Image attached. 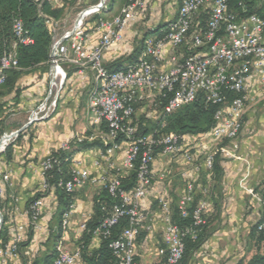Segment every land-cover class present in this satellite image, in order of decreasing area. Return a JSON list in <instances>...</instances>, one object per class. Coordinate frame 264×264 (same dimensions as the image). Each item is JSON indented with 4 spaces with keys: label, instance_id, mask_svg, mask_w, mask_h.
Instances as JSON below:
<instances>
[{
    "label": "built area",
    "instance_id": "built-area-1",
    "mask_svg": "<svg viewBox=\"0 0 264 264\" xmlns=\"http://www.w3.org/2000/svg\"><path fill=\"white\" fill-rule=\"evenodd\" d=\"M32 1L38 7L46 1L57 8L60 0ZM109 1L100 0L90 11L81 12L73 27L61 34H57L56 20L44 17L52 35L48 86L43 99L30 112L27 124L49 120L56 113L71 69L92 72L93 85L88 109L93 124L98 127L103 125L107 131L76 138L78 142L98 141L107 149L100 153L96 161L100 172L95 177L82 167L81 162L73 159L71 179L63 187L68 193L89 185L108 192L116 202L92 236L100 240L108 239L111 229L121 220H126L127 226L110 242L109 249L117 264H143L136 259L135 246L141 230H150L145 225L141 201L148 195L153 181L154 160L158 155H184L190 160V155L184 149L185 136L164 133L166 120L202 97L206 106L217 108L213 116L212 137L216 141L238 137L247 105L253 101L247 92L248 80L253 74H259L264 83V0H180L176 18L152 37L147 35L137 59L113 72L103 65L102 58L107 51L124 41L125 31L131 24L140 21L145 4L142 0H123L118 12L110 15L107 11ZM89 17H97L95 29L100 34L99 42L90 50L85 46L86 19ZM13 32L16 42L11 51L0 58V87L5 82L7 72L18 68L17 45L32 43L25 36L21 20H15ZM147 99H151L157 108L156 128L148 135L139 136L134 123L135 107ZM16 132L9 135L17 138ZM72 141L63 144L61 149L68 150ZM9 145L10 142L0 152H4ZM121 147L123 160L118 167L114 156ZM216 154L237 158L225 147H219L205 159L204 164L209 171L213 168ZM57 163L50 156L41 162V194L48 190L46 173ZM113 170L122 174L134 172V187L125 191L121 180L111 175ZM200 170L201 163L196 165V171ZM8 182L9 176L1 174L0 199ZM194 197L193 185L188 184L176 205L183 218L189 216ZM260 202L263 217L256 232L262 234L264 195ZM42 204L40 198L27 207L24 213L27 223L17 226L10 243L0 249V264H8L10 259L18 256L19 245L30 226L34 230L38 228ZM158 206L164 224L166 264H179L184 254L185 238L195 236V229L206 224L204 212L209 206L208 202H198L192 212L193 226L186 228L173 223L172 206L164 199L158 200ZM71 211L63 218L64 230L69 225ZM87 222L81 225L83 232L87 231ZM56 251L52 264H85L80 249L69 251L59 243Z\"/></svg>",
    "mask_w": 264,
    "mask_h": 264
},
{
    "label": "crops",
    "instance_id": "crops-1",
    "mask_svg": "<svg viewBox=\"0 0 264 264\" xmlns=\"http://www.w3.org/2000/svg\"><path fill=\"white\" fill-rule=\"evenodd\" d=\"M142 1L148 11L147 16L149 14L148 20L145 21L147 18L144 10L140 21L126 29L124 41L104 54L102 62L105 67L119 61H123V66L128 64L126 60L133 56L140 45V50L142 49V42L147 35L157 34L176 18L180 5V0ZM121 5L118 8L115 5L109 14H116ZM57 8L62 7L59 4ZM141 21H144L143 26L146 27L143 32L138 29ZM95 24L96 21L93 20L92 25L86 28L85 46L89 50L100 40ZM48 70V63L38 66L22 72L12 89L5 85L0 87L2 134L22 130L27 125L30 112L46 94ZM92 85V72L71 69L56 113L49 120L31 124L20 132V138L12 147L10 160L5 155L0 156V175L9 176L0 205L9 218L11 239L17 226L27 223L24 213L28 203L37 194H41V162L76 137L84 136L87 132H103L101 127L93 124L88 109ZM247 92L253 101L247 105L243 126L236 139L216 141L211 131L201 134V138L187 135L184 149L190 155V160L184 155L156 156L152 165L153 181L148 195L141 201L145 225L150 230L143 228L136 239L135 255L138 261L143 264H166L164 224L158 200L164 199L171 206H176L188 184L193 185L194 199L197 198L198 202L206 200L209 205L204 212L206 238L192 254L188 264H249L255 258H264V233L256 232L263 217L260 199L264 195V83L259 74L250 77ZM145 107L153 108L154 112L146 114L142 110ZM156 111L153 101L147 99L136 106L134 118L137 120L145 117L151 122ZM189 142H196L194 152H190L193 148H189ZM219 147H225L237 158L220 156V170L214 173L206 169L204 162ZM101 152L100 148L84 150L76 154L74 160L81 162L82 167L95 177L100 172L96 161ZM199 157L201 170L196 171L197 163L194 161ZM114 160L120 167L123 147L115 153ZM120 174L122 172L118 170L111 172L114 176ZM74 193L69 225L67 229H63L59 242L63 249L69 251H76L84 246L81 225L94 215V204L102 192L97 186L89 185ZM42 201L38 228L33 231L29 243L21 247L18 256L10 259L8 264H33L40 261L46 253L49 234L58 226L60 205L54 191L42 197ZM27 235L28 230L23 242L27 241ZM100 245L101 240L95 237L90 238L86 244L90 253L97 251ZM254 247L261 251L249 254Z\"/></svg>",
    "mask_w": 264,
    "mask_h": 264
},
{
    "label": "trees",
    "instance_id": "trees-1",
    "mask_svg": "<svg viewBox=\"0 0 264 264\" xmlns=\"http://www.w3.org/2000/svg\"><path fill=\"white\" fill-rule=\"evenodd\" d=\"M116 0H111L110 6L107 11H111ZM62 14V10L54 8L48 2L44 1L40 7L32 0H0V58L9 53L13 44L16 42V38L13 32V25L15 20L22 21L25 36L32 40L29 45L18 44L16 47V58L18 62V68L10 70L6 74V79L3 85L9 88H13L22 72L29 71L38 66L47 65L49 60L50 46L52 43V35L49 32L44 17H50L58 20ZM97 19V17L95 18ZM143 45V42H142ZM141 45L136 49L133 56L129 57L126 61L132 62L137 59L141 50ZM125 62V61H124ZM125 66V65H124ZM123 61L116 62L110 66H107L109 72H113L123 68ZM136 108V107H135ZM215 106H206L203 98H199L195 103L186 106L173 115L169 116L166 120V128L163 130L167 134H177L179 136H197L201 138V134L210 132L214 126V113L216 111ZM134 123L137 127V135L145 136L153 132L156 128V124L152 125L145 117L135 119ZM103 132H106L105 126H101ZM91 132H87L85 135L89 136ZM2 133L0 131V138ZM21 133L18 135L15 142L10 144L3 155L8 160L12 156V147L14 143L20 138ZM93 148H100L103 152L107 149L100 142H78L77 138L70 143L68 150L59 149L57 152L50 155L51 158L57 160V164L46 173V182L48 184V190L43 194H37L33 198L28 206L36 199H40L48 195L51 191H54L60 205V211L57 214V229L50 232L48 240L46 242L47 250L40 261H36L33 264H52L56 258L57 251L56 246L61 241L63 227L62 221L64 216L70 212L74 204V194L68 193L63 187L67 181L71 179V164L76 154ZM221 154H216L213 160L212 171L218 173L220 170ZM116 176V175H115ZM121 182L125 191H130L136 183V174L134 172L129 174H120L117 176ZM99 198L94 204V215L87 222V231L84 232L85 243L80 248L82 257L85 264H117V260L112 255L109 249V244L114 240L122 230L127 226L126 220H121L118 225L111 229V237L108 239L101 238V245L95 252H88L87 242L92 238V232L96 230L104 217L109 213V210L116 202L108 192L101 191ZM198 204V199L195 198L193 204L189 208V216L183 218L177 206H172V221L180 228H186L193 226L192 212ZM104 209V210H103ZM0 211L3 215L4 222L0 229V249L8 245L11 241L9 218L6 213L2 211L0 205ZM196 234L193 237H186L184 240V254L179 264H188L192 254L197 251L201 244L204 242L207 235V225L196 228ZM34 228L32 226L28 229V239L19 245L21 247L26 246L29 243L30 238L33 235ZM249 264H264V258H255Z\"/></svg>",
    "mask_w": 264,
    "mask_h": 264
},
{
    "label": "rangeland",
    "instance_id": "rangeland-1",
    "mask_svg": "<svg viewBox=\"0 0 264 264\" xmlns=\"http://www.w3.org/2000/svg\"><path fill=\"white\" fill-rule=\"evenodd\" d=\"M100 0H60L59 1V4L61 5V10H62V14H61V16H60V18L58 19V20H56L57 21V27H56V30H57V34L59 33V34H61L63 31H66V30H69V29H71L72 27H73V25H74V23H75V21H76V19H77V17H78V15L81 13V12H83V11H85V10H87V9H89V8H91L93 5H95V4H97L98 2H99ZM123 3V0H116V2L114 3V6H115V8H118L121 4ZM110 4H111V0L109 1V3H108V6H110ZM114 6H113V9H114ZM114 11V10H113ZM145 15H146V18L147 19H145V21H147L148 20V18H149V14H148V16H147V13H148V11L147 10H145ZM93 20H95V18L93 17H89V18H87L86 19V27L85 28H89L91 25H92V21ZM143 23H144V21H141L140 23H139V26H138V29L139 30H142V32L143 31H145L146 29V27L145 26H143ZM152 28V27H151ZM151 30H153V29H151ZM154 35V33H150L148 36L149 37H152ZM142 109V108H141ZM143 110V112H145L146 114L147 113H149V114H151V113H153L154 112V109L152 108H150V107H145L144 109H142ZM142 115H144V113L142 114ZM144 116H146V115H144ZM155 122H156V120H155V118H153L152 119V121L150 122L152 125H154L155 124ZM10 133H12V132H8L7 134H10ZM5 134H2V136H1V138H0V140L2 139V137L4 136ZM16 139L17 138H12L11 139V141H10V144H12L13 142H15L16 141ZM198 142H200L201 143V140H198ZM196 142H194V143H190L189 142V144H190V147L189 148H193V149H190V152H194L195 150H196V148H194V144H195ZM199 148V147H198ZM7 149V148H6ZM5 149V150H6ZM5 152V151H4ZM4 152H0V156H2L3 155V153ZM199 162H201V157H199V159L197 160H195L194 161V163H199ZM261 251V249L260 248H257V247H254L253 248V251L250 253L249 251V254H256V253H259Z\"/></svg>",
    "mask_w": 264,
    "mask_h": 264
},
{
    "label": "bare ground",
    "instance_id": "bare-ground-1",
    "mask_svg": "<svg viewBox=\"0 0 264 264\" xmlns=\"http://www.w3.org/2000/svg\"><path fill=\"white\" fill-rule=\"evenodd\" d=\"M92 8H89L85 11H90ZM12 137L7 134L6 136H3L2 139L0 140V151H2L11 141Z\"/></svg>",
    "mask_w": 264,
    "mask_h": 264
},
{
    "label": "water",
    "instance_id": "water-1",
    "mask_svg": "<svg viewBox=\"0 0 264 264\" xmlns=\"http://www.w3.org/2000/svg\"><path fill=\"white\" fill-rule=\"evenodd\" d=\"M29 125H31V124H27L24 128H26V127L29 126ZM24 128H23V129H24ZM23 129H22V130H23ZM22 130H18V131L16 132V135H19L20 132H21ZM12 136H13V135H12ZM3 222H4V218H3L2 213L0 212V229H1V227L3 226Z\"/></svg>",
    "mask_w": 264,
    "mask_h": 264
}]
</instances>
